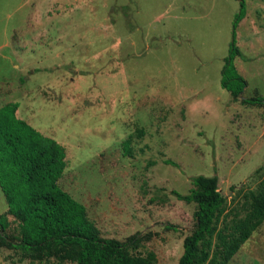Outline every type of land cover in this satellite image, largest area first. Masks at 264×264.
<instances>
[{"label":"rangeland","instance_id":"374dc122","mask_svg":"<svg viewBox=\"0 0 264 264\" xmlns=\"http://www.w3.org/2000/svg\"><path fill=\"white\" fill-rule=\"evenodd\" d=\"M245 2L235 99L221 82L237 0H0V108L18 103L65 147L61 188L155 264H179L195 229L196 205L174 195L192 178H219L228 226L264 188V103L242 102L264 99V0ZM0 264L75 263L0 247ZM229 264H264V223Z\"/></svg>","mask_w":264,"mask_h":264},{"label":"trees","instance_id":"16d2710c","mask_svg":"<svg viewBox=\"0 0 264 264\" xmlns=\"http://www.w3.org/2000/svg\"><path fill=\"white\" fill-rule=\"evenodd\" d=\"M237 1L241 8L221 82L235 99L247 86L233 63L241 55L235 30L247 15L245 0ZM242 102L261 104L264 99L243 98ZM18 110V103L0 108V187L8 205L0 216V247L19 251L24 259L33 261L54 258L75 264H155L153 252L147 256L131 253L136 238L123 243L102 237L87 208L59 184L67 168L65 147L19 118ZM192 184L187 195L174 192L179 200L197 207L195 229L184 239L179 264H229L264 223V188L249 194L246 216L228 226L222 220L226 198L219 190V178L200 175L192 178Z\"/></svg>","mask_w":264,"mask_h":264}]
</instances>
